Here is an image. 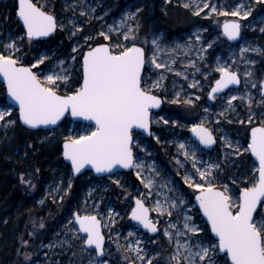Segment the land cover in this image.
<instances>
[{
    "label": "rangeland",
    "instance_id": "374dc122",
    "mask_svg": "<svg viewBox=\"0 0 264 264\" xmlns=\"http://www.w3.org/2000/svg\"><path fill=\"white\" fill-rule=\"evenodd\" d=\"M34 1L57 17L56 30H60L62 35H65V40L69 44L56 39L51 41L50 38L29 42L26 31L20 30L17 10L15 9V14L13 13L12 5L15 0H0V52L9 54L3 45L9 43L11 37L16 41L19 49L13 53V56L18 57L22 64L32 65L36 58L47 57L44 63L34 67L39 76L63 75L65 73L61 69H66L70 79L67 85L63 82L59 85L60 93L64 94L79 86L77 80L82 79V55L88 49V45L95 46L101 41L111 44L123 43L122 33L126 31V27H121L118 33L109 32V26H119L126 12L139 8L141 11L134 20L129 19L127 25L139 28L135 42L146 47L147 61L142 86L159 81L160 86L153 88L152 93L162 94L166 103L160 110L153 111L152 136L148 137L139 131L134 133V145L137 143L139 145L133 148L134 156L136 162L142 163L143 167L141 169L134 167L131 171H119L106 176H96L91 171L86 172L79 178L80 183L85 186L78 199L63 219L54 223L52 231L45 226L43 219L37 220L38 223L45 224L42 230L48 229L47 235L50 239L41 243L38 248L34 247L33 251H26L25 256L31 261L34 253H39L40 259L33 261L32 264H100L102 260H106L107 264H129L130 261L141 264L133 251L136 242L140 241L139 246L149 255L160 253L159 264H168L167 258L173 251V245L164 236V228L169 223H177V226L181 227L185 214L191 217L192 223L202 229L197 234L198 237L215 243L216 239L213 238L210 227L194 201V195L198 190L184 182L186 174L192 175L198 182L200 177L192 168L191 159L183 156L178 144L185 143L189 151L196 152L198 168H204L209 163L219 164L220 167L213 171V183L218 187L227 185L229 194L234 200L242 187L250 186L258 177L256 171L258 164L253 161L250 152L244 149L249 143L246 139V131H249L255 123L264 120V103H262L264 96L261 88V82L264 80V32L260 30L264 28V3H255L254 0H208L210 6L215 5L218 12L209 14L210 8H208L199 15H194V7L183 6L185 2L192 0ZM194 2L200 3V0ZM237 5L242 6V9L251 8V15L245 19L218 14L220 11L230 13ZM82 12L85 14L81 15ZM228 19L242 22V35L240 40L234 43L229 42L222 31L224 21ZM101 32L107 33L110 40L100 36ZM196 35L200 36V40L195 39ZM85 37L92 39L86 42ZM156 38L162 49L157 52V62L165 63L167 68H156L149 63L154 51L151 41ZM99 40L100 42H97ZM145 40L147 43H144ZM128 43L130 46L131 42ZM209 43L211 47H208ZM178 45L182 47H177ZM73 48L77 50L73 52ZM241 48L249 51L242 54ZM254 48H259L260 51H252L251 49ZM72 57H75V60ZM60 61L64 63L61 65ZM220 66H228L231 71H236L242 77V84L241 87H232L212 100L208 96L213 84L220 77V72L217 70ZM169 68L171 71L168 70ZM246 72H251L252 75L246 76ZM193 83L196 84L195 87L192 86ZM249 95L252 98L251 106L246 99ZM231 96H236L237 99L233 100L229 107L227 101ZM177 99L181 102L174 103L173 101ZM187 99H192L193 103H185ZM0 110L8 111V115L0 121L1 144L4 139L7 143L12 141L13 128L18 123L21 124L19 109L7 102L6 86L1 81ZM161 117L163 120L160 119ZM165 120L168 121L167 124L163 122ZM8 121L15 123L9 124ZM64 121L56 128L39 129L40 138L50 148L59 143L62 145L64 138L69 135H78L94 127L92 123L75 122L70 118ZM201 122L216 134L218 144L212 150L200 145L191 135L192 125ZM225 141L230 142L232 147H228ZM237 147L240 155L233 154ZM177 160L180 164H177ZM44 170L46 174L43 176L42 194L34 199L42 210L50 202L62 203L70 194L75 178L70 165L62 157V148L59 153L47 158ZM137 171H140V176L136 175ZM149 177L155 181L151 189L145 187ZM116 181H119V184ZM69 182H71L70 189ZM164 184H167V188L161 187ZM165 194L172 199L182 198L185 202L183 205L178 203L176 208L171 209L173 212L171 217L166 214L160 215L154 209L158 199L163 203ZM135 197L143 198L151 209V218L155 222L158 221L160 230L158 234L146 232L131 219ZM8 210V207H0V216H2L0 232L1 224L5 223L4 213ZM75 210L83 215L98 216L103 222V232L106 236L105 256H98L93 246L87 247L83 244L86 235L77 231L79 227L74 219ZM259 212L260 209L257 219L261 218ZM130 232L133 235L130 236ZM1 236L0 233V240ZM3 243L0 241V252L7 248ZM216 260L217 264H226V262L230 264L226 255L221 253Z\"/></svg>",
    "mask_w": 264,
    "mask_h": 264
},
{
    "label": "snow or ice",
    "instance_id": "6c2138e0",
    "mask_svg": "<svg viewBox=\"0 0 264 264\" xmlns=\"http://www.w3.org/2000/svg\"><path fill=\"white\" fill-rule=\"evenodd\" d=\"M254 2L264 3V0H254ZM183 6L194 7V15H199L201 11L208 8H210L209 14L218 12L216 6H210L208 0H200V3L192 0V2H185ZM140 11L139 8L128 11L120 20L119 26H109V32L118 33L121 27H126V31L122 33L123 43L88 45V50L82 55V79L79 86L64 94L60 93L59 85L60 82L67 85L70 79L66 69H61L65 73L63 75L46 74L43 77L37 75L32 69L44 63L47 57H38L31 66H24L18 57L13 56V53L19 49L16 41L11 37H9V43L3 45L9 54L0 52V74L7 83L8 94L19 105V119L23 121V124L31 128L54 125L65 116V113H69L72 117L94 121V127L90 131L64 138L63 156L71 161L72 168L77 173L85 165L93 166L98 173L111 171L116 166L137 169L143 167L142 163L136 162L133 154L134 146H139L138 143L134 145L133 129H144L151 135L150 110L159 107L162 101L159 96L152 94V89L160 86L159 81L142 86V74L146 63L145 49L135 42L139 28L127 25V21L134 20ZM251 12V8L242 9V6L237 5L236 9L230 13L220 11L218 14L246 19ZM84 14L81 13V15ZM17 15L23 22L29 42L34 38L48 36L57 29L56 18L43 11L41 7L33 3V0H18ZM260 30L264 32V28ZM223 34L229 40H237L241 36V24L235 19L226 21L223 25ZM99 35L105 40H110L105 32ZM91 39L92 37H85L86 42ZM195 39L200 40V36L196 35ZM144 43H147V40ZM151 43L154 51L149 63L156 68H167L165 63L157 62V52L162 51L158 38L153 39ZM211 46L209 43L208 47ZM76 50L73 48V52ZM251 50L260 51L259 48ZM246 51L249 49L241 48L242 54ZM72 59L75 60V57ZM59 63L62 65L64 62ZM168 70L171 71L170 68ZM217 70L221 73V77L215 81V87L209 93L212 99H216L215 94L222 89L241 82L239 74L236 71H230L228 66H220ZM245 75L251 76L252 73L246 72ZM192 86L195 87L196 84L193 83ZM252 86L255 87V85ZM261 88L264 94V81L261 82ZM236 99V96H231L227 101L228 106L231 107L232 101ZM246 99L251 106V96L249 95ZM173 102L181 101L177 99ZM184 102L193 103L192 99ZM6 115L8 111L0 110V121H3ZM160 119L163 120L162 117ZM163 122L168 123L166 120ZM8 123L14 124L15 121H8ZM249 123H252L251 115ZM191 131L203 145L216 143L212 132L203 122L192 125ZM225 143L228 147H232L230 142L225 141ZM178 148L182 150L186 159H191L192 168L200 177L198 182L192 175L186 174L184 182L199 191L195 199L199 201L200 208L210 222L211 232L215 234L216 242L212 243L211 240L205 241L198 237L197 234L202 229L192 223L191 217L185 214L181 227H178L177 223H169L164 228V236L173 245V251L167 258L168 264H217L216 257L219 253H225L230 264H264V120L259 126L251 128V141L244 149L258 160L259 167L256 169L258 177L250 186L242 187L235 200L229 194L227 185L221 186L223 189L221 190V187L213 183V171L220 167L219 164L209 163L204 168H198L196 152L189 151L185 143H179ZM233 154L240 155L238 147ZM177 164H180L179 160ZM136 175L140 176V171H137ZM21 179L23 180V176ZM116 183L119 184V181ZM154 183L155 181L149 177L145 187L151 189ZM68 187L71 188V182ZM161 187L167 188V184ZM178 203L183 205L185 202L182 198L172 199L165 194L163 203L158 199L154 209L160 215L166 214L171 217L173 215L171 209L176 208ZM135 204L136 206L131 210L132 219L138 221L150 232L157 233L158 221L153 222L150 218L149 209L145 207L144 201L136 199ZM258 206H260V219L256 218ZM74 219L79 223L77 231L86 234L83 244L94 246L95 252L102 256L105 237L101 231L100 220L95 215L81 216L79 213L75 214ZM40 227L43 225L41 224ZM129 235L133 233L130 232ZM24 243L27 244V241ZM139 245L140 241H137L133 251L141 264H154V261L159 264V252L149 255ZM100 264H107V261L102 260ZM129 264H135V262L130 261Z\"/></svg>",
    "mask_w": 264,
    "mask_h": 264
},
{
    "label": "trees",
    "instance_id": "16d2710c",
    "mask_svg": "<svg viewBox=\"0 0 264 264\" xmlns=\"http://www.w3.org/2000/svg\"><path fill=\"white\" fill-rule=\"evenodd\" d=\"M12 8L15 14L16 0ZM54 35L49 37L51 41L56 39L69 44L60 30ZM80 81L81 78L77 83ZM13 129L12 141L7 143L4 139L0 144V207L9 208L3 216L5 223L1 224L0 241L7 248L0 252V264H32L40 259L39 253H34V258L30 261L25 252L33 251L34 247L38 248L41 243L50 239L48 229L52 231L54 223L62 220L72 209L85 184L80 183L81 176L75 177L70 194L62 203L50 202L46 208L40 209L34 199L42 194L43 176L46 174L44 164L47 158L61 151V145L59 143L50 148L40 138L39 130L25 128L20 123ZM0 218L2 220V216ZM41 219L46 224L42 225L48 226L47 230L40 227L41 223L37 220ZM25 240L27 244L22 245Z\"/></svg>",
    "mask_w": 264,
    "mask_h": 264
},
{
    "label": "water",
    "instance_id": "95a60500",
    "mask_svg": "<svg viewBox=\"0 0 264 264\" xmlns=\"http://www.w3.org/2000/svg\"><path fill=\"white\" fill-rule=\"evenodd\" d=\"M33 3H35L34 1H33ZM36 4V3H35ZM37 6L38 7H40L38 4H37ZM41 9L43 10V11H45V12H47V13H49V14H51V15H53L55 18H56V23H57V27H58V19H57V17L53 14V13H50L49 11H47L46 9H43L42 7H41ZM17 13H18V0H17ZM17 19H18V21H20V23H21V25H22V27H23V22H22V20L19 18V16L17 15ZM231 20H233V19H228V20H226V21H231ZM226 21H224V23L226 22ZM238 21V20H237ZM240 24H241V30H242V22H240V20L238 21ZM224 23H223V25H224ZM223 25H222V31H223ZM23 29L26 31V29L23 27ZM56 33V31H54V32H52V33H50L48 36H43V37H38V38H34L33 40H35V39H40V40H46V38H48V37H50V36H52L53 34H55ZM241 35H242V32H241ZM241 37V36H240ZM240 37L237 39V40H230L231 42H236V41H238V40H240ZM229 40V39H228ZM100 43H108V42H100ZM138 46H140V47H144V46H141V45H139V44H137ZM144 49H145V60H147V58H146V48L144 47ZM88 50V49H87ZM86 50V51H87ZM85 51V52H86ZM24 65V64H23ZM24 66H31V65H29V64H26V65H24ZM145 66H146V63H145ZM34 72H35V70H34V68L32 69ZM231 71V70H230ZM144 72H145V67H144ZM144 72H143V74H142V78H143V76H144ZM38 75V74H37ZM220 77H221V73H220V75H219ZM240 76V75H239ZM220 77L218 78V79H220ZM217 79V80H218ZM240 80H241V82L239 83V84H232V85H229L227 88H224V89H222L221 91H219L218 93H216L215 95L216 96H219V95H221L223 92H226L228 89H231V87H236V88H239V87H241L240 85H241V83H242V77L240 76ZM0 81L4 84V86H6V99H7V102H9L11 105H13L14 107H16V108H18L19 109V105L14 101V99L8 94V92H7V83H6V81H5V79H4V77H3V75L2 74H0ZM264 81V80H263ZM215 87V83L213 84V86H212V88H214ZM212 88H211V90H212ZM211 90H210V93H211ZM62 94V93H61ZM152 94H154V93H152ZM154 95H157V96H159L160 98H161V104H160V106L159 107H154V108H152L151 110H150V113H151V124H150V132L152 133V127H153V122H152V115H153V111H157V110H159V109H161L162 107H163V104H164V100H163V98L160 96V95H158V94H154ZM264 95V94H263ZM209 98H212L210 95H209ZM18 116H19V111H18ZM66 118H70V119H72L73 121H75V122H86V123H92V124H94V121H89V120H85V119H83V118H79V117H72L69 113H65V116L64 117H62L61 118V120L60 121H58L56 124H54V125H52V124H49V125H40V126H38V127H36V128H31V127H29V126H27V125H25V124H23V121L22 120H20V122H21V125L22 126H24L25 128H28V129H33V130H39V129H50V128H56L57 126H59V125H61V123L66 119ZM205 125V124H204ZM260 124H256V125H254L253 127H256V126H259ZM205 127L206 128H208L211 132H212V134H213V136L215 137V140H216V143H214V144H212V145H203V144H201L200 142H199V139H198V137L196 136V134L195 133H193L191 130V135H192V137L194 138V140L196 141V142H198L200 145H202L203 147H205L206 149H208V150H212V148H214L216 145H217V143H218V141H217V137H216V135H215V133H214V131L213 130H211L207 125H205ZM136 131H139V132H141V133H143V134H145L146 136H148V137H150V136H152V134L151 135H149V133H148V131H145L144 129H139V128H134L133 129V141H134V133L136 132ZM249 139H250V141H251V131H250V137H249ZM63 143H64V141L62 142V145H61V148H62V157H63V159H65V161L70 165V167H71V169L73 170V168H72V165H71V161L70 160H68L67 158H65L64 156H63ZM133 154H134V149H133ZM250 155H251V157L253 158V160L254 161H256L257 162V164H258V160L256 159V157L253 155V154H251L250 153ZM258 167H259V164H258ZM134 168V167H133ZM133 168H123L122 166H116V167H114L111 171H108V172H96V170H95V168L93 167V166H91V165H85L84 166V168H82L81 170H80V172L79 173H77V172H75L74 170H73V175L75 176V177H77V176H80V175H83L86 171H92L93 173H94V175H96V176H106V175H109V174H115V173H117V172H119V171H131V170H133ZM221 190H223L222 188H221ZM197 195H199V191H197L196 193H195V195H194V201H195V204H196V206H198L199 207V209H200V213H201V215H202V217H204V220L206 221V223H207V225L210 227V229H211V225H210V222L208 221V218L204 215V212H203V209H201L200 208V206H199V201H197L196 199H195V197L197 196ZM135 200L136 199H142L143 201H144V199L143 198H138V197H135L134 198ZM144 205H145V207H147L148 209H149V215H150V218H151V214H152V212H151V209L149 208V206L146 204V202L144 201ZM136 206V204H134V207ZM133 207V208H134ZM260 209V206H258V209H257V213H258V210ZM77 213H79V215H81V216H83V214H81L79 211H77V210H75V213H74V216H75V214H77ZM86 215H89V214H86ZM256 216H257V214H256ZM97 217V219H99L100 220V222H101V231H102V233H103V235H104V237H105V240H104V254L101 256V255H98V256H100V257H103V256H105L106 254H105V246H106V236H105V233L103 232V222L101 221V219L98 217V216H96ZM131 219H132V217H131ZM152 219V218H151ZM135 223H136V225L139 227V228H142L143 230H145L146 232H149L150 234H158L159 232H160V230H159V227H158V225H157V227H158V232L157 233H152V232H150L148 229H145V228H143V225H141L138 221H136V220H134V219H132ZM153 220V219H152ZM153 222H155L154 220H153ZM75 223H77V225H78V227H79V223L75 220ZM82 233V232H81ZM84 234V233H83ZM211 234H212V236H213V238H215V234L214 233H212L211 232ZM84 235H86V234H84ZM216 239V238H215ZM87 247H91V246H87ZM94 247V246H93ZM221 254H223V255H226L225 253H221ZM228 259V258H227ZM229 263H230V260H229Z\"/></svg>",
    "mask_w": 264,
    "mask_h": 264
},
{
    "label": "flooded vegetation",
    "instance_id": "af4514ba",
    "mask_svg": "<svg viewBox=\"0 0 264 264\" xmlns=\"http://www.w3.org/2000/svg\"><path fill=\"white\" fill-rule=\"evenodd\" d=\"M33 1H34V0H33ZM34 2H35V1H34ZM16 10H17V0H16ZM143 12H144V11H143ZM143 12H142V13H143ZM16 16H17V14H16ZM17 20H18V19H17ZM19 22H20V21H19ZM20 28H21L20 30H24L23 27H22V25H21V23H20ZM24 31H25V30H24ZM205 34H206V32H205ZM210 37H211V36H210ZM227 39H228V38H227ZM228 41L231 42L230 40H228ZM101 42H102V41H101ZM231 43H234V42H231ZM145 48H146V47H145ZM212 50H213V49H212ZM213 52H214V51H212V54H213ZM34 70H35V72H36V69H35V68H34ZM145 70H146V69H145ZM231 88H232V87H231ZM228 90H230V89H228ZM228 90H227V91H228ZM227 91H226V92H227ZM223 93H224V92H223ZM154 94H155V93H154ZM156 94L160 95V96L163 98V100H164V96H163L162 94H160V93H156ZM262 95H263V94H262ZM219 96H220V95H219ZM263 96H264V95H263ZM208 98H209V96H208ZM211 99H212V98H211ZM212 100H215V99H212ZM165 103H166V100H164V104H163V106L165 105ZM159 110H160V109H159ZM256 124H260V123L257 122V123H255L254 125H256ZM254 125H253V126H254ZM253 126H252V127H253ZM252 127H251V128H252ZM251 128H249V129H250L249 131H246V139L249 140V143H250V139H249V137H250V131H251ZM215 135H216V134H215ZM217 144H218V143H217ZM252 159H253V158H252ZM253 161H254V160H253ZM255 162H256V161H255Z\"/></svg>",
    "mask_w": 264,
    "mask_h": 264
}]
</instances>
